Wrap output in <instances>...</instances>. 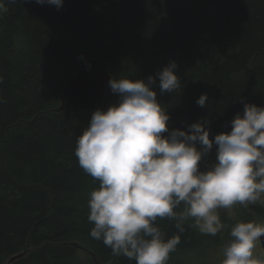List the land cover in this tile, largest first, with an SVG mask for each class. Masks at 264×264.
Masks as SVG:
<instances>
[{"label":"trees","instance_id":"trees-1","mask_svg":"<svg viewBox=\"0 0 264 264\" xmlns=\"http://www.w3.org/2000/svg\"><path fill=\"white\" fill-rule=\"evenodd\" d=\"M3 2L0 264H94L71 242L100 262L135 264L90 236L89 193L99 184L75 155L93 111L118 96L74 113L58 110L60 94L85 57H99L112 78L153 75L170 129L207 117L210 138L230 131L243 102L264 105V0H63L59 10L35 0ZM170 61L180 87L161 95L155 73ZM202 93L205 108L196 103ZM249 210L264 216V205H248L245 215ZM155 223L166 238L180 235L167 264H188L180 255L193 256L205 244L193 220L183 233L172 220ZM79 250L85 259L78 260ZM17 253L24 254L9 262Z\"/></svg>","mask_w":264,"mask_h":264},{"label":"clouds","instance_id":"clouds-1","mask_svg":"<svg viewBox=\"0 0 264 264\" xmlns=\"http://www.w3.org/2000/svg\"><path fill=\"white\" fill-rule=\"evenodd\" d=\"M35 2L63 6V0ZM7 11L0 0V18ZM176 68L170 61L155 73L161 95L180 87ZM155 84L153 75L110 78L118 102L93 111L75 148L79 166L99 184L89 193L90 236L135 264H167L180 244L179 234L166 238L158 219L174 221L178 233L191 219V227L215 236L225 227L219 209L264 205V105L243 102L230 131L210 138L207 117L170 129ZM207 102L206 93L196 100L201 108ZM214 146L215 161L201 170ZM230 236L221 264H264L254 254L264 223L237 222Z\"/></svg>","mask_w":264,"mask_h":264},{"label":"water","instance_id":"water-1","mask_svg":"<svg viewBox=\"0 0 264 264\" xmlns=\"http://www.w3.org/2000/svg\"><path fill=\"white\" fill-rule=\"evenodd\" d=\"M88 65L91 67L88 68ZM112 78L108 71L107 64L99 57H85L77 68L76 74L66 83L60 94L61 104L58 110L69 109L78 113L96 107L106 95L113 94L108 86V80ZM79 249L88 252L94 264H110L100 262L94 252L84 246L71 242ZM260 246L264 253V236L261 237ZM24 253H17L9 258V262L20 258Z\"/></svg>","mask_w":264,"mask_h":264},{"label":"rangeland","instance_id":"rangeland-1","mask_svg":"<svg viewBox=\"0 0 264 264\" xmlns=\"http://www.w3.org/2000/svg\"><path fill=\"white\" fill-rule=\"evenodd\" d=\"M215 161V146L212 152L206 157L204 161L201 162V170H203L207 164H210ZM254 206L263 207V205L257 203L253 204ZM252 206V205H251ZM244 206L239 204L235 205L232 209H219L220 219L221 222L225 225L217 235L212 236L208 234V241L205 237L201 234L200 242H204L205 244L202 245L200 248L196 249L195 252H201L199 254L195 253L193 256L187 255H180V258L185 260L188 264H221L223 259V247L229 242L231 239L230 231L231 228L237 222H257V223H264V216H261L258 212L254 210H249L248 214L245 215L244 213ZM191 220V219H190ZM212 241V242H211ZM215 241V242H213ZM254 254L257 256L264 257V253L260 246V243L257 244V247L254 249ZM78 260H83L86 258V253L82 252L81 250L76 252ZM201 255V256H200Z\"/></svg>","mask_w":264,"mask_h":264}]
</instances>
